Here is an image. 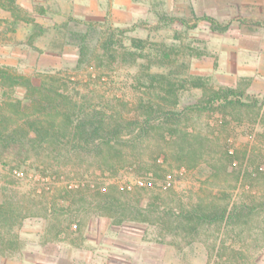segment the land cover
Segmentation results:
<instances>
[{"label": "trees", "instance_id": "1", "mask_svg": "<svg viewBox=\"0 0 264 264\" xmlns=\"http://www.w3.org/2000/svg\"><path fill=\"white\" fill-rule=\"evenodd\" d=\"M0 9L14 12L16 0H0ZM198 19L217 32L229 28V24L223 25L209 15ZM245 22L264 28V21ZM122 34L123 30L115 29L101 38V52L93 55L99 67L117 62L133 64L146 55L150 43L128 37L126 44ZM157 46L154 62L171 71L144 72L137 81L142 95L133 102L132 115L120 107L126 106V101L116 95L105 98L93 88L83 87V79L71 90L69 79L55 73H46L35 83L13 66L0 65V163L9 164L13 172L28 163L41 172V177L50 179L33 185L29 191L2 189L1 255H11L21 247L22 242L11 230L29 217L43 218L54 240L65 233L73 245L78 243L69 234L80 231L92 215L106 216L115 225L136 221L154 226L162 242L172 236L190 243L200 238L202 230L214 227L228 230L239 240H247L255 232L254 243H264V140L255 139L257 134L243 149L232 150L225 143L218 145L210 135L188 128L193 114L207 112L217 114L222 125L232 121L259 125L263 135L264 93L247 92L251 78L242 79L247 80V87L239 83L215 88L206 76L182 75L175 70L178 65L177 58L172 57L174 49L163 43ZM78 48L80 65L91 56L86 36H81ZM187 88L199 89L201 95L179 108V93ZM149 141L155 142V149L146 158L148 147L144 144ZM162 142L169 144V152ZM168 158L178 163L177 168L187 169L204 161L209 172L207 180L213 176L217 183L204 182L206 185L192 192L188 201L166 198L159 192L143 199L138 190L146 191L172 176L170 164V169L164 167ZM83 161L88 162L87 170L99 169L109 178L114 179L126 168L133 170L137 178L134 183L103 181L94 185L85 179L89 173L83 172L78 173L76 183L64 179L68 164L74 167L75 162ZM227 177H234L244 186L236 200L222 183ZM174 239L169 243H176Z\"/></svg>", "mask_w": 264, "mask_h": 264}, {"label": "rangeland", "instance_id": "2", "mask_svg": "<svg viewBox=\"0 0 264 264\" xmlns=\"http://www.w3.org/2000/svg\"><path fill=\"white\" fill-rule=\"evenodd\" d=\"M16 5L14 12L0 9V65L13 66L35 83L46 73H55L69 79L71 90L83 79V87L93 88L105 98L116 95L126 101V106H120L125 114L132 115L133 102L142 95L137 81L145 71H171L154 62L158 43L174 49L172 57L177 58L178 65L175 70L182 75L206 76L215 88L239 83L247 87V80L242 79L264 77V28L245 22L264 21V0H16ZM203 15L229 24L228 30H212L205 20L198 19ZM115 29L123 30L121 37L126 44L128 37H137L150 43V48L136 63L99 67L93 55L101 52L99 42L104 34ZM82 35L86 36L91 56L79 65ZM256 86L255 90L248 86L247 92L264 93L260 82ZM200 95L199 89H184L178 96L179 108L195 102ZM218 119L213 113L193 114L188 128L210 135L218 145L225 143L232 150L243 149L257 134L255 139L264 140L259 125L235 121L222 125ZM144 145L148 147L144 157L150 158L155 142ZM162 145L169 152V144ZM75 163L74 167L68 164L66 174H62L75 183L83 172L89 173L85 179L94 185L103 181L134 183L137 178L128 168L113 179L99 169L87 170V161ZM169 164L172 176L165 183L157 181L146 191L138 190L143 199L159 192L166 198L175 196L188 201L192 192L206 185L204 182L217 183L213 176L207 180L209 172L204 161L192 169L177 168L178 163L171 158L164 167L170 169ZM41 176L28 163L19 172L0 163V200L3 188L29 191L42 181L50 182ZM227 178L222 183L236 200L244 186L234 177ZM11 231L22 242L21 247L11 255L0 254V264H264V243H254L257 235L253 231L247 240H239L228 230L210 227L190 243L172 236L162 242L154 226L136 221L115 225L110 218L97 215H92L80 231L69 234L77 245L71 244L65 233L54 240L46 231V221L39 217L24 219ZM173 239L176 243H169Z\"/></svg>", "mask_w": 264, "mask_h": 264}, {"label": "crops", "instance_id": "3", "mask_svg": "<svg viewBox=\"0 0 264 264\" xmlns=\"http://www.w3.org/2000/svg\"><path fill=\"white\" fill-rule=\"evenodd\" d=\"M262 74H264V72H262ZM257 82H260V85H262V87L264 89V77H258V78L252 79L249 87H251L252 90H255L257 88V86H256Z\"/></svg>", "mask_w": 264, "mask_h": 264}]
</instances>
